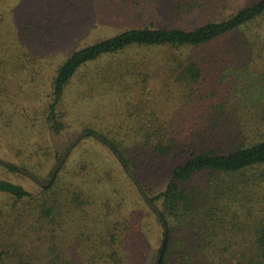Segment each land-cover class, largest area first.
Segmentation results:
<instances>
[{
  "label": "trees",
  "instance_id": "obj_1",
  "mask_svg": "<svg viewBox=\"0 0 264 264\" xmlns=\"http://www.w3.org/2000/svg\"><path fill=\"white\" fill-rule=\"evenodd\" d=\"M162 1L174 18L205 16L190 27L124 28L77 48L50 75L43 45L60 0H32L0 26V130L14 128L16 140L0 137L18 164L47 180L62 152L45 138L72 128L81 102L85 136L111 144L94 135L91 151L74 163L68 153L35 189L0 177V264H154L165 233L159 264H264V0L222 16L206 9L212 0L147 3ZM100 60L69 107L66 87Z\"/></svg>",
  "mask_w": 264,
  "mask_h": 264
},
{
  "label": "rangeland",
  "instance_id": "obj_2",
  "mask_svg": "<svg viewBox=\"0 0 264 264\" xmlns=\"http://www.w3.org/2000/svg\"><path fill=\"white\" fill-rule=\"evenodd\" d=\"M60 1L63 3V6H61V20L57 23L52 35L46 38V42H44L43 45V51L46 53L44 62L48 67L49 75L53 74L54 68H56L77 48L112 35L124 28L143 26L150 23H154L156 25L180 24L190 27L199 23L200 19L205 16L203 13L206 12L205 10V12L202 13L198 9H195L183 18H174L168 11L167 2L164 1L157 4H148L147 0ZM246 1L247 0H212L207 5L206 9L213 11L216 15L222 16L243 5ZM29 2H32V0H0V14L5 12L7 9L8 11H11L9 14L5 13V20L0 19V26H10L9 21H13L12 14H18L21 8L26 6ZM13 11L14 13H12ZM138 51L140 52L139 55H146L159 50H153V48H139ZM99 62H102V60L88 64L86 67L82 68L80 72H78L76 77L72 78L71 83L65 90L66 101L69 107L74 98L78 100L81 99V93H76L78 90L86 92V90L90 88V85H87L86 82L79 79L83 76L84 72L86 73L87 70L91 69L90 67H93L94 64ZM85 107H87V105L84 102L75 104V106L71 107L69 122L73 125L72 128H68L67 132L62 133L59 137L53 135L49 136L47 134L49 140L47 138H45V140L48 143L52 142L53 148L57 149L58 152L63 153L75 137L83 131L81 129V125L85 120V113L87 112L84 111ZM13 133L15 134L14 128L9 130L5 135L2 134L0 130V135L3 136H7L8 134L11 136ZM3 136L0 137V158L12 161L16 164L19 162L21 163V160L15 155L14 149L12 150L9 148V145L6 142L7 140L5 143L1 140ZM94 137V135H83L75 143L69 151V153L72 152L73 155L75 154L70 158L69 163H74V160L80 157V153H77L81 152L80 150L82 148L88 149L87 151H91V148L86 146L91 143V141H94ZM97 146L101 151L107 150L102 143H99ZM111 155H108L109 159L113 161L116 160V158ZM57 161L58 159H55V164ZM23 167L29 171H31V169L34 170L37 177H39V175L41 176L40 173H38L31 166L27 165V163L23 165ZM0 177H5L19 182L28 189H35L39 184L26 173L21 174L10 171L3 166H0ZM39 178L42 180L41 177ZM143 211L147 215V212L144 209ZM146 244L147 241H143L140 249L143 250L146 247Z\"/></svg>",
  "mask_w": 264,
  "mask_h": 264
},
{
  "label": "water",
  "instance_id": "obj_3",
  "mask_svg": "<svg viewBox=\"0 0 264 264\" xmlns=\"http://www.w3.org/2000/svg\"><path fill=\"white\" fill-rule=\"evenodd\" d=\"M86 133H89L88 130L82 131L81 133H79L75 139L66 147V149L64 150V152L61 154L60 158L58 159V161L56 162L52 172L50 173L49 177L47 180H41L39 177H37L35 174H33L31 171L25 169L23 166L16 164L12 161L0 158V163L5 164L7 166H15L18 170L26 173L27 175H29L30 177H32L36 182H38L41 185H48L54 175L56 174L59 166L61 165L62 161L66 158L67 154L69 153V151L72 149V147L75 145V143ZM93 135H95L97 138L101 139L102 141L106 142L109 146H111L110 142L106 141L103 136L99 135V134H95L92 133ZM112 150L116 153L117 157L119 158V160L121 161L122 164H124L125 169L127 170L128 174L131 176V178L134 180L135 184L137 185L139 191L141 192L142 196L144 197V199L147 201L148 205L150 206V208H152L156 214L161 218L162 222L164 223V219L162 218L161 212L159 207L155 204V202H153V200L145 193V191L142 188V185L140 184L137 176L135 175V173L130 169V167L125 164L123 158L121 157V155L116 151L115 148H112ZM167 226L164 223V231L166 232ZM165 239H166V233L164 234L161 244H160V251L157 254V257L155 259L154 264H159L160 258H161V251L163 249L164 243H165Z\"/></svg>",
  "mask_w": 264,
  "mask_h": 264
}]
</instances>
